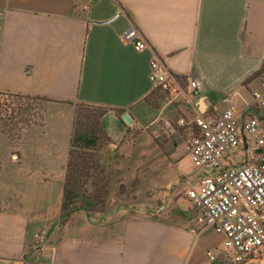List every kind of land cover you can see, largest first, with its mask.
<instances>
[{"label": "crops", "instance_id": "1", "mask_svg": "<svg viewBox=\"0 0 264 264\" xmlns=\"http://www.w3.org/2000/svg\"><path fill=\"white\" fill-rule=\"evenodd\" d=\"M130 24L145 49L121 37ZM153 55L175 75L198 78L201 96L165 98L152 107ZM263 68L264 0H0V92L43 101L19 154L0 133L7 145L0 148L7 157L0 164V264H232L209 260L206 251L220 252L223 236L192 230L186 203L162 211L78 210L62 220L65 164L79 103L105 108L100 124L109 149L136 128V144L165 135L180 142L186 131L165 134L160 118L220 112L234 89L241 111L264 122V105L255 106L251 95L263 91ZM172 155L177 171L193 168L188 151ZM40 229L47 236L43 250L33 240Z\"/></svg>", "mask_w": 264, "mask_h": 264}, {"label": "built area", "instance_id": "2", "mask_svg": "<svg viewBox=\"0 0 264 264\" xmlns=\"http://www.w3.org/2000/svg\"><path fill=\"white\" fill-rule=\"evenodd\" d=\"M121 37L137 51L147 47L133 24ZM148 78L170 102L201 96L198 78L175 75L155 55L149 61ZM260 79L264 91V68ZM263 91L251 93L258 108L264 105ZM239 95L236 89L227 92L223 96L227 105L220 112L194 111L189 117L159 119V129L164 132L186 131L192 166L203 171L197 183L185 189L184 199L192 230L212 228L223 236L220 252L215 248L206 251L213 263L264 258V122L255 112L241 111L235 102ZM33 240L35 248L43 250L46 231H36Z\"/></svg>", "mask_w": 264, "mask_h": 264}, {"label": "rangeland", "instance_id": "3", "mask_svg": "<svg viewBox=\"0 0 264 264\" xmlns=\"http://www.w3.org/2000/svg\"><path fill=\"white\" fill-rule=\"evenodd\" d=\"M155 92V95L148 97L152 107H158L160 101L165 99L163 92ZM42 106L43 101L39 98L0 95V133L9 140L7 142L13 152L19 154L23 133L29 124L37 120ZM102 110L97 106H75L76 127L93 128L100 137L101 144L97 146L95 153L103 169L102 172L92 171L94 184L86 186L87 191L83 197L86 201L96 203L98 210H78L89 213H108L118 209L162 211L167 210L165 206L168 203L175 204L176 208L180 207L181 202L185 205V189L196 184L203 173L194 168L187 172L177 171L174 163L178 158L172 153L187 152L186 137L173 144L167 135L162 141L156 138L155 141L142 139L136 144L133 141L136 129H139L136 128L131 134L115 142L113 149H109L107 145L111 138L108 136L109 140H106L98 125ZM140 129L148 130V127L140 126ZM5 144L6 142L0 141V148L6 149ZM6 158L0 157V164H4ZM103 184H106V193L103 192ZM61 217L63 220V215Z\"/></svg>", "mask_w": 264, "mask_h": 264}, {"label": "trees", "instance_id": "4", "mask_svg": "<svg viewBox=\"0 0 264 264\" xmlns=\"http://www.w3.org/2000/svg\"><path fill=\"white\" fill-rule=\"evenodd\" d=\"M0 95L7 96H26L18 93H2ZM29 97V96H27ZM81 105H89L79 103ZM93 106V105H90ZM99 107V106H97ZM102 112L99 117L105 111ZM77 114L74 112L73 128L69 141V149L65 164V175L63 181V198L61 203V215L63 220L68 217L70 213L78 209H85L88 211L98 210L96 203L86 201L83 199L87 191V185L94 184L92 171L102 172V166L96 156L95 150L101 144L100 137L93 128L78 129L76 127ZM105 134L106 140H109L107 133L103 130L100 122L98 124ZM106 184H103V192L106 193ZM103 201V200H102Z\"/></svg>", "mask_w": 264, "mask_h": 264}]
</instances>
